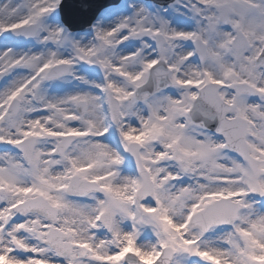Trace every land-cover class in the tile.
Segmentation results:
<instances>
[{
    "label": "snow or ice",
    "instance_id": "6c2138e0",
    "mask_svg": "<svg viewBox=\"0 0 264 264\" xmlns=\"http://www.w3.org/2000/svg\"><path fill=\"white\" fill-rule=\"evenodd\" d=\"M0 0V264H264V0Z\"/></svg>",
    "mask_w": 264,
    "mask_h": 264
},
{
    "label": "bare ground",
    "instance_id": "6f19581e",
    "mask_svg": "<svg viewBox=\"0 0 264 264\" xmlns=\"http://www.w3.org/2000/svg\"><path fill=\"white\" fill-rule=\"evenodd\" d=\"M79 1V0H78ZM80 3H81V5L83 6V7H88L89 5H91V2L90 1H88V0H80ZM94 4L92 3V6H93Z\"/></svg>",
    "mask_w": 264,
    "mask_h": 264
}]
</instances>
